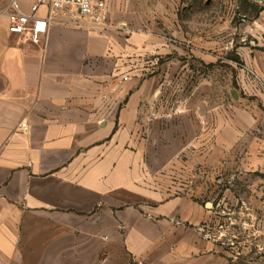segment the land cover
Here are the masks:
<instances>
[{
	"label": "crops",
	"instance_id": "1",
	"mask_svg": "<svg viewBox=\"0 0 264 264\" xmlns=\"http://www.w3.org/2000/svg\"><path fill=\"white\" fill-rule=\"evenodd\" d=\"M10 4L0 264H264V0H108L39 46Z\"/></svg>",
	"mask_w": 264,
	"mask_h": 264
},
{
	"label": "built area",
	"instance_id": "2",
	"mask_svg": "<svg viewBox=\"0 0 264 264\" xmlns=\"http://www.w3.org/2000/svg\"><path fill=\"white\" fill-rule=\"evenodd\" d=\"M42 7L47 9L45 17L37 16ZM10 9L8 32L16 36L21 45H41L48 35L49 25L58 22L60 16L67 17L62 24L81 26L87 23L100 30L112 27L108 0H35L32 14L23 12L17 0H11ZM251 74L255 76L252 71ZM20 127L28 129L25 123Z\"/></svg>",
	"mask_w": 264,
	"mask_h": 264
},
{
	"label": "rangeland",
	"instance_id": "3",
	"mask_svg": "<svg viewBox=\"0 0 264 264\" xmlns=\"http://www.w3.org/2000/svg\"><path fill=\"white\" fill-rule=\"evenodd\" d=\"M218 188H220L221 190H224V189H227V188H229L230 190H233V188H230L229 184H226L225 187H224V184L223 185H219ZM218 188H215V190L218 191ZM241 191L242 192H246V191L248 192L249 190H248V188H246V187L244 188V186H243Z\"/></svg>",
	"mask_w": 264,
	"mask_h": 264
}]
</instances>
